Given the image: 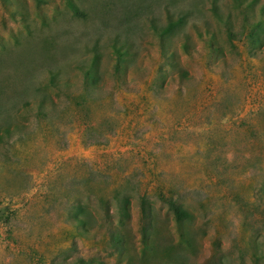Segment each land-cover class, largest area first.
<instances>
[{
  "label": "rangeland",
  "instance_id": "rangeland-1",
  "mask_svg": "<svg viewBox=\"0 0 264 264\" xmlns=\"http://www.w3.org/2000/svg\"><path fill=\"white\" fill-rule=\"evenodd\" d=\"M0 264H264V0H0Z\"/></svg>",
  "mask_w": 264,
  "mask_h": 264
},
{
  "label": "trees",
  "instance_id": "trees-1",
  "mask_svg": "<svg viewBox=\"0 0 264 264\" xmlns=\"http://www.w3.org/2000/svg\"><path fill=\"white\" fill-rule=\"evenodd\" d=\"M141 214L143 215V217L146 218V214H145V210H144V207L142 206V209H141ZM80 222V221H77V223ZM79 224V223H78Z\"/></svg>",
  "mask_w": 264,
  "mask_h": 264
}]
</instances>
